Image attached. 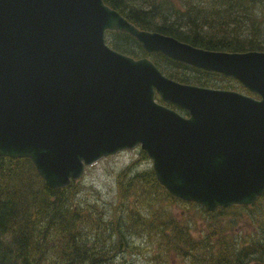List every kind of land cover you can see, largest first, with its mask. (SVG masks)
<instances>
[{
	"label": "water",
	"instance_id": "95a60500",
	"mask_svg": "<svg viewBox=\"0 0 264 264\" xmlns=\"http://www.w3.org/2000/svg\"><path fill=\"white\" fill-rule=\"evenodd\" d=\"M109 32L128 34L148 55L234 79L259 99L175 81L150 58L116 51ZM138 147L175 198L210 213L256 203L264 52L197 48L136 27L104 0H0V157L29 159L57 190Z\"/></svg>",
	"mask_w": 264,
	"mask_h": 264
},
{
	"label": "trees",
	"instance_id": "16d2710c",
	"mask_svg": "<svg viewBox=\"0 0 264 264\" xmlns=\"http://www.w3.org/2000/svg\"><path fill=\"white\" fill-rule=\"evenodd\" d=\"M104 2L142 30L172 36L197 48L231 53L264 52V0ZM107 42L116 51L135 59L148 55L125 33L109 32ZM151 56L167 77L180 83L209 87L206 85L215 75L162 55ZM217 77L230 81V89H243L234 80ZM136 180L137 184L143 182L138 176ZM151 180L155 188H160L153 172ZM80 187L72 182L62 189H49L29 159L0 157V264H107L109 255L123 247L128 238L122 234L120 221L105 227L100 220H95L90 208L75 203ZM130 190L128 185L121 195ZM259 203H264V195L248 207L220 208L213 213L198 207L207 216L217 218L239 209L247 214V210L257 208ZM127 223L130 230L145 228L129 212ZM181 225H167L152 231L159 238L169 231L174 234V240L182 243L183 250L191 257V264H250L251 260L264 263V238H227L228 230L218 224L217 230L208 231L212 242L207 246L203 241L192 243L190 234L178 230L182 229ZM150 226L155 227L153 222Z\"/></svg>",
	"mask_w": 264,
	"mask_h": 264
},
{
	"label": "rangeland",
	"instance_id": "374dc122",
	"mask_svg": "<svg viewBox=\"0 0 264 264\" xmlns=\"http://www.w3.org/2000/svg\"><path fill=\"white\" fill-rule=\"evenodd\" d=\"M147 57L153 60V56ZM217 76L221 75H213L209 87L222 90L231 85L230 81H223ZM239 85L243 87L240 83ZM231 91L253 96L244 87ZM185 113L182 114L188 116L187 112ZM152 172V160L138 147L105 158L87 168L78 183L81 187L76 192L75 203L90 208L95 220H100L105 227L120 221L122 234L124 233L125 239L128 238L123 247L109 255L107 264H191V257L183 250L182 243L174 240V234L169 231L168 236L164 234L165 237L161 235L159 238L152 231L167 225L177 227L182 224V229L178 230L190 234L192 243L203 241L207 246L212 242L208 231L217 230L218 224L228 230L225 232L227 238H264V203L247 210V214H243L244 210L239 209L230 211L225 217L218 215L213 218L207 216L197 204L169 198L167 195H172L164 188H155L154 181L151 180ZM137 176L142 178L143 182L137 184L138 181H134ZM128 185L131 190L121 195ZM128 212L143 223L145 228H127ZM151 222L155 227L150 226ZM108 242L111 243L110 240H107ZM117 244L118 242L115 245ZM257 262L251 260L250 264Z\"/></svg>",
	"mask_w": 264,
	"mask_h": 264
},
{
	"label": "flooded vegetation",
	"instance_id": "af4514ba",
	"mask_svg": "<svg viewBox=\"0 0 264 264\" xmlns=\"http://www.w3.org/2000/svg\"><path fill=\"white\" fill-rule=\"evenodd\" d=\"M192 85V84H191ZM197 86V85H196ZM207 86V85H206ZM208 86H211V85H208ZM215 86V85H214ZM204 88H212V87H204ZM213 89V88H212ZM215 89V88H214ZM226 90H233V89H230V88H227Z\"/></svg>",
	"mask_w": 264,
	"mask_h": 264
}]
</instances>
